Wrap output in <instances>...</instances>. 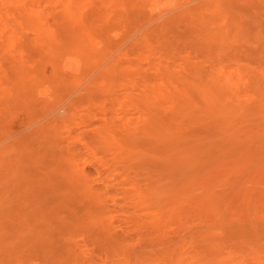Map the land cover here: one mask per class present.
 I'll use <instances>...</instances> for the list:
<instances>
[{
    "label": "bare ground",
    "instance_id": "1",
    "mask_svg": "<svg viewBox=\"0 0 264 264\" xmlns=\"http://www.w3.org/2000/svg\"><path fill=\"white\" fill-rule=\"evenodd\" d=\"M0 264H264V0H0Z\"/></svg>",
    "mask_w": 264,
    "mask_h": 264
}]
</instances>
